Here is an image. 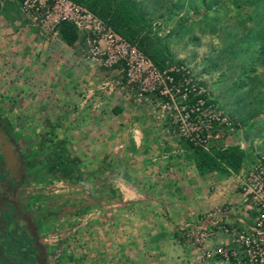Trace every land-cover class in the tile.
Segmentation results:
<instances>
[{
	"label": "crops",
	"instance_id": "1",
	"mask_svg": "<svg viewBox=\"0 0 264 264\" xmlns=\"http://www.w3.org/2000/svg\"><path fill=\"white\" fill-rule=\"evenodd\" d=\"M118 70L86 62L77 46L66 44L59 31H43L16 0H0V111L14 120L15 134L26 136L31 166L43 165L31 194L41 186L48 213H57L63 227L76 212V250L85 256L79 263L227 264L197 260L181 228L219 205L230 207L229 221L239 226L245 214L237 178L200 174L188 142L159 122L134 90L92 87ZM90 88L95 95L87 100ZM19 119L26 121L20 125ZM68 158L77 168L71 174L64 169ZM53 195L59 198L50 200ZM216 230L210 249L231 243Z\"/></svg>",
	"mask_w": 264,
	"mask_h": 264
},
{
	"label": "built area",
	"instance_id": "2",
	"mask_svg": "<svg viewBox=\"0 0 264 264\" xmlns=\"http://www.w3.org/2000/svg\"><path fill=\"white\" fill-rule=\"evenodd\" d=\"M20 11L43 31L56 34L61 22L77 31L73 45L86 62L105 72L117 67L119 74L107 73L99 88L111 92L126 86L141 100L150 102L159 122L194 147L207 152L238 145L244 148L242 129L214 101L210 89L185 62L167 61L156 65L136 43L117 33L98 15L73 0H16ZM95 89H88L85 99ZM237 178V194L244 218L230 223V207L215 206L205 211L199 223L184 225L182 236L194 247L197 260L218 258L227 264H264V156H258L244 172L229 170ZM92 214V213H91ZM88 219V218H87ZM216 229L231 236V243L207 246Z\"/></svg>",
	"mask_w": 264,
	"mask_h": 264
},
{
	"label": "rangeland",
	"instance_id": "3",
	"mask_svg": "<svg viewBox=\"0 0 264 264\" xmlns=\"http://www.w3.org/2000/svg\"><path fill=\"white\" fill-rule=\"evenodd\" d=\"M241 10L246 13V16L238 15L235 7L226 2L217 13H209L210 20L196 21L201 16L190 12L185 23L186 29L183 31L176 27L177 20L183 16L182 13L169 21L156 20L154 28L162 37L169 31H174L167 39V47L170 52L169 61L189 64L194 73L206 83L214 101L235 122L239 123L242 129L245 154L243 168H246L248 164L256 161L258 156H264V107L255 102L258 91H264V65H257L249 76L241 77L240 63L243 59L239 55L229 53L234 47L232 46L234 42L236 47L244 49L247 42L250 41L248 36H254L258 32L255 23L248 16L252 7L243 5ZM263 21L264 19L261 22ZM211 23H214L215 31H212ZM101 81L100 79L96 80L97 84H100ZM96 85L92 87L100 89L99 86L94 87ZM1 107H3L2 104H0V110ZM5 114L4 116H6ZM11 121L14 123L13 119H8V122L11 123ZM16 121L23 125L26 120ZM38 137L40 138L41 135ZM16 138L20 148L27 153L30 152L26 136L23 133H17ZM36 149L39 150V146ZM37 188V192L32 194V200L37 207L42 208V204L45 205L44 202L47 200L44 199L46 197L41 186ZM54 198L59 197L53 195L50 200ZM69 216L72 220L63 221L64 227L62 224L57 225L61 227L60 234L62 235L59 236L62 238L61 240L56 239L55 230L49 234L50 245H54L52 250L58 251L59 254L58 260H53L55 257L49 259L50 264H71L68 256L73 253L76 256V264H80L79 260L85 258L76 250V247L79 246L76 243L78 241L76 239V220L73 219L76 218V212ZM56 217L58 219L59 216L56 215ZM83 220L88 223V219Z\"/></svg>",
	"mask_w": 264,
	"mask_h": 264
},
{
	"label": "trees",
	"instance_id": "4",
	"mask_svg": "<svg viewBox=\"0 0 264 264\" xmlns=\"http://www.w3.org/2000/svg\"><path fill=\"white\" fill-rule=\"evenodd\" d=\"M86 6L102 20L109 24L117 33L147 54L159 67H163L169 61L170 52L167 47V39L174 33L169 31L167 35L160 36L154 23L156 20L169 21L174 16L182 13L177 20L176 27L181 31L186 29L188 14L194 12L201 16L196 21L210 20L209 13H217L226 2L232 4L237 14L246 16L241 10L243 5L252 7L248 16L255 23L258 32L254 36H248L249 42L244 49L236 47L234 42L230 54L242 57L240 75L249 76L257 65H264V0H73ZM212 31H215L214 23H211ZM59 34L64 42L73 45L77 38L75 27L68 22H61ZM255 102L264 107V91H258ZM258 109V107H257ZM189 144V143H188ZM192 150V159L200 174L219 172L229 175V170L238 173L243 165L244 150L238 145L223 149H213L207 152L201 148L189 144ZM72 159H67L65 168L70 174L77 168Z\"/></svg>",
	"mask_w": 264,
	"mask_h": 264
},
{
	"label": "flooded vegetation",
	"instance_id": "5",
	"mask_svg": "<svg viewBox=\"0 0 264 264\" xmlns=\"http://www.w3.org/2000/svg\"><path fill=\"white\" fill-rule=\"evenodd\" d=\"M42 167L41 162L31 166L12 124L0 111V264H50V258H59L49 240L54 230L56 239H62L56 213H48L43 204L37 207L29 190L34 173ZM68 257L76 264L74 253Z\"/></svg>",
	"mask_w": 264,
	"mask_h": 264
}]
</instances>
